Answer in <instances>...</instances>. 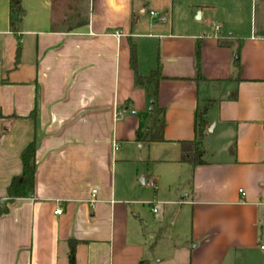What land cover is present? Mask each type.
<instances>
[{
    "label": "crops",
    "instance_id": "0c3cea01",
    "mask_svg": "<svg viewBox=\"0 0 264 264\" xmlns=\"http://www.w3.org/2000/svg\"><path fill=\"white\" fill-rule=\"evenodd\" d=\"M54 4L22 0L14 33L10 0H0V64L14 37L23 44L15 79L0 76V203L38 141L34 192L0 215V264H70L72 247L75 264H264V35L162 33L143 57L140 38L157 35L139 27L135 11L146 9L135 0H88L78 21ZM129 37L142 76L162 67V142L137 138L157 113L135 84ZM205 105L204 163L194 166L180 142L195 138ZM134 160L153 171L117 180Z\"/></svg>",
    "mask_w": 264,
    "mask_h": 264
},
{
    "label": "rangeland",
    "instance_id": "374dc122",
    "mask_svg": "<svg viewBox=\"0 0 264 264\" xmlns=\"http://www.w3.org/2000/svg\"><path fill=\"white\" fill-rule=\"evenodd\" d=\"M62 0H56V6L62 8L65 16L73 17V21L83 20L88 15L89 4H79L80 0H69L73 4H59ZM83 0H81L82 2ZM136 6L146 9L145 13H140L136 9V17L140 22L139 27H148L152 24L153 29L144 28V33H153L157 35V39H141L142 56H153V51L159 49V36L162 33L183 32V33H208L228 36L235 33V36L245 39L254 32L257 35H264V0H135ZM203 10L204 17H199V11ZM154 12L156 16L150 13ZM70 16V14H72ZM165 19V20H163ZM136 23V22H135ZM220 26L222 30L216 31V26ZM135 26V24H133ZM10 50L5 48V55L2 58L4 72L11 69L9 73L0 76L4 78L15 79L13 68L20 64L23 59V44L21 38L14 37L11 41ZM22 62V61H21ZM145 66V64L143 65ZM152 68H144L146 75L150 73ZM215 96L224 97L227 91L226 86L222 85L217 88ZM225 106L226 101L222 102ZM207 105V103H206ZM205 105V106H206ZM219 108L214 111L217 117ZM117 180H121L120 176L126 173L133 174L138 170L153 171V164H142L135 160L125 162L118 165ZM120 168L122 171H120Z\"/></svg>",
    "mask_w": 264,
    "mask_h": 264
},
{
    "label": "trees",
    "instance_id": "16d2710c",
    "mask_svg": "<svg viewBox=\"0 0 264 264\" xmlns=\"http://www.w3.org/2000/svg\"><path fill=\"white\" fill-rule=\"evenodd\" d=\"M56 1V0H54ZM56 6V4H54ZM10 28L16 33L19 25L25 15V9L22 5V0H10ZM71 28V26H68ZM129 59L130 67L134 72V80L136 86L147 88L151 97L154 98L155 104L157 105L159 83L162 79V67L159 63L157 67L152 70L148 75L142 76L139 73V57L137 44L132 37H129ZM219 45L225 47L228 45L225 41L219 39ZM196 67H197V79H203L201 73V42H197L196 46ZM208 106L203 110H197L195 116V138L193 140L181 141L183 149L184 162H189L194 166L202 165L204 163V149H203V138L206 133L207 120L206 112ZM154 113L157 116L154 118L152 125L148 130L143 133H139L138 139H143L147 142H162L165 140L164 131L166 127V119L164 112L155 107ZM38 148V141L35 138L30 142L22 152L21 159L23 164V171L21 175L16 176L12 179L11 183L7 187L8 200L0 203V215L8 212V203L18 198H24L34 192L35 188V174L37 170L36 164V152ZM70 264H75V252L74 247L70 253ZM140 264H148L145 261H141Z\"/></svg>",
    "mask_w": 264,
    "mask_h": 264
},
{
    "label": "built area",
    "instance_id": "2783aa9c",
    "mask_svg": "<svg viewBox=\"0 0 264 264\" xmlns=\"http://www.w3.org/2000/svg\"><path fill=\"white\" fill-rule=\"evenodd\" d=\"M151 15H152V16H156V14H155L154 12H151ZM216 30H217V31L220 30V26H216ZM115 149H118V147L116 146ZM241 192H242V190H241ZM96 193H97V190H93V191H92L93 196H95ZM91 201L94 202V200H91ZM154 211H156L155 208H154ZM61 213H62V209H58V210L56 211V214H61ZM262 248L264 249V245L262 246Z\"/></svg>",
    "mask_w": 264,
    "mask_h": 264
},
{
    "label": "water",
    "instance_id": "95a60500",
    "mask_svg": "<svg viewBox=\"0 0 264 264\" xmlns=\"http://www.w3.org/2000/svg\"><path fill=\"white\" fill-rule=\"evenodd\" d=\"M154 107H155V100L154 99H151V107H150V110L153 111L154 110Z\"/></svg>",
    "mask_w": 264,
    "mask_h": 264
}]
</instances>
